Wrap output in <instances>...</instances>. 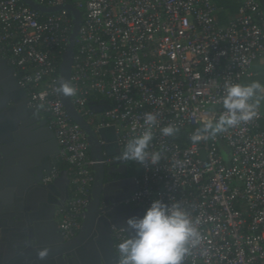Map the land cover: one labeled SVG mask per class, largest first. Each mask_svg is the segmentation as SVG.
I'll return each instance as SVG.
<instances>
[{
    "label": "built area",
    "instance_id": "built-area-1",
    "mask_svg": "<svg viewBox=\"0 0 264 264\" xmlns=\"http://www.w3.org/2000/svg\"><path fill=\"white\" fill-rule=\"evenodd\" d=\"M70 3L81 11L69 83L76 110L94 128L114 125L119 147L142 133L147 112L157 115L150 152L156 165L127 161L138 171L125 200L145 210L153 200L180 203L200 220L201 244L184 264H264V108L247 123L193 143L190 137L222 111L226 83H264V0H236L224 22L213 0H36ZM72 22L65 9L42 14L22 0H0V57L13 67L52 130L58 162L69 165V199L58 207L65 239L81 225L93 180L83 130L65 111L59 65ZM105 101L109 108L94 111ZM264 102V100H262ZM173 125V136L160 128ZM127 234L112 226L116 245Z\"/></svg>",
    "mask_w": 264,
    "mask_h": 264
},
{
    "label": "water",
    "instance_id": "water-1",
    "mask_svg": "<svg viewBox=\"0 0 264 264\" xmlns=\"http://www.w3.org/2000/svg\"><path fill=\"white\" fill-rule=\"evenodd\" d=\"M22 1L42 14L60 9L68 12L72 26L58 75L59 83L61 80L69 82L81 11L70 3L47 6L36 0ZM60 96L68 116L83 130L94 161L93 180L88 202L81 213L80 228L66 241L54 216L57 208L65 207L69 199L68 170L63 168L53 181L42 182L58 154V142L46 118L27 105L25 91L19 86L13 67L0 57V209L3 203L13 201H19L20 207L24 205L31 223L18 221L13 224L19 225L24 234L29 233L30 240L35 238L33 245L25 244L16 251L20 236L14 231L8 233L4 222L0 221V264H21L28 257L39 258L38 251L43 248H47L48 253L45 258H39L40 264H56L54 257L59 264H117L112 226L128 234L125 219L144 213L141 207L125 201L136 188V178L130 174L128 162L117 158L119 147L114 125L94 129L76 110L71 96L61 93ZM101 101L103 104L99 107L90 102L94 111L110 107L103 99ZM58 190L60 196L56 197L54 194ZM58 242H62L61 245Z\"/></svg>",
    "mask_w": 264,
    "mask_h": 264
},
{
    "label": "clouds",
    "instance_id": "clouds-1",
    "mask_svg": "<svg viewBox=\"0 0 264 264\" xmlns=\"http://www.w3.org/2000/svg\"><path fill=\"white\" fill-rule=\"evenodd\" d=\"M58 91L65 96L76 95L77 89L69 82L60 81ZM264 100V84L226 83L222 97V113L203 123L191 137L193 143L207 139L228 128L247 123L258 115ZM146 127L141 134L128 140L122 161H135L141 165H156L161 161L159 152H150L153 128L158 126L157 115L147 112L143 116ZM177 129L169 124L160 128L163 136H173ZM128 233L116 245L117 264H184L192 248L203 240L200 220L194 217L180 201L165 203L153 200L142 216L125 219ZM47 248L38 251L39 258L47 256Z\"/></svg>",
    "mask_w": 264,
    "mask_h": 264
},
{
    "label": "flooded vegetation",
    "instance_id": "flooded-vegetation-1",
    "mask_svg": "<svg viewBox=\"0 0 264 264\" xmlns=\"http://www.w3.org/2000/svg\"><path fill=\"white\" fill-rule=\"evenodd\" d=\"M2 100L0 98V104ZM56 197L60 196V191L58 190L57 193L54 194ZM45 202H47L45 200ZM6 206H9L8 208ZM29 211H27L26 207L23 205L22 207L19 206V201L15 202L13 201L12 203H3L0 209V221L4 222V228L7 229V232L10 233L11 231H14L17 235H19V242L18 245L19 248L16 249V251H20V248H22L25 244L28 245H33V242H35V238L31 239L29 238V233H23L22 230H20L19 225H14L13 222H18V221H30V217L28 216ZM58 218V208L56 210L54 219L57 221ZM26 225V224H25ZM24 225V226H25ZM67 239H64L66 241ZM62 242H58V245H61ZM43 246V245H42ZM36 247V245L34 246ZM47 260V259H46ZM50 260V259H49ZM53 260H55L56 264H59V260L57 257H54ZM66 261L67 258H64ZM21 264H40L39 263V258L37 257H28Z\"/></svg>",
    "mask_w": 264,
    "mask_h": 264
},
{
    "label": "trees",
    "instance_id": "trees-1",
    "mask_svg": "<svg viewBox=\"0 0 264 264\" xmlns=\"http://www.w3.org/2000/svg\"><path fill=\"white\" fill-rule=\"evenodd\" d=\"M213 1L218 7L217 14L219 20L222 22L226 21L228 19V16L235 14L239 5L236 0H213ZM261 80L262 79L260 78L257 81L261 82ZM57 165L60 169L66 168L67 170H69V165L65 162H58ZM130 174L136 177L138 176L137 169H135L132 165H131Z\"/></svg>",
    "mask_w": 264,
    "mask_h": 264
},
{
    "label": "rangeland",
    "instance_id": "rangeland-1",
    "mask_svg": "<svg viewBox=\"0 0 264 264\" xmlns=\"http://www.w3.org/2000/svg\"><path fill=\"white\" fill-rule=\"evenodd\" d=\"M261 83L264 84L263 82H261ZM260 103L263 105V108H264V102L261 101Z\"/></svg>",
    "mask_w": 264,
    "mask_h": 264
},
{
    "label": "crops",
    "instance_id": "crops-1",
    "mask_svg": "<svg viewBox=\"0 0 264 264\" xmlns=\"http://www.w3.org/2000/svg\"><path fill=\"white\" fill-rule=\"evenodd\" d=\"M130 166H131V164L130 163H128ZM131 170V169H130ZM130 170H129V172H130Z\"/></svg>",
    "mask_w": 264,
    "mask_h": 264
}]
</instances>
